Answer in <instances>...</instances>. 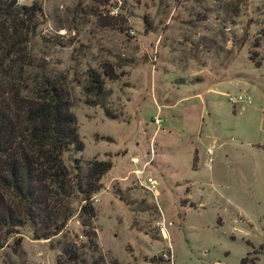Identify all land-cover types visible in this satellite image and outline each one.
Wrapping results in <instances>:
<instances>
[{
    "label": "rangeland",
    "instance_id": "rangeland-1",
    "mask_svg": "<svg viewBox=\"0 0 264 264\" xmlns=\"http://www.w3.org/2000/svg\"><path fill=\"white\" fill-rule=\"evenodd\" d=\"M33 1L28 51L65 76L82 143L61 159L82 176L111 165L90 197L95 252L75 199L60 233L18 228L0 264H56L66 243L69 264H264V0ZM91 69L105 113L83 89Z\"/></svg>",
    "mask_w": 264,
    "mask_h": 264
},
{
    "label": "trees",
    "instance_id": "trees-1",
    "mask_svg": "<svg viewBox=\"0 0 264 264\" xmlns=\"http://www.w3.org/2000/svg\"><path fill=\"white\" fill-rule=\"evenodd\" d=\"M39 12L33 0L29 4L0 0V247L24 225L30 227L32 239L60 233L75 211L71 203L76 199L85 247L95 252L90 197L100 189L99 179L111 164L91 160L82 176L77 158L68 167L61 159L63 153L80 151L82 143L69 110L65 76L27 48ZM102 72L114 77L109 68ZM83 89L92 98L88 102L105 113L108 91L96 71H87ZM13 242L18 246L17 239ZM73 246L63 244V261L56 258L55 263L76 260ZM237 264L256 262L243 256Z\"/></svg>",
    "mask_w": 264,
    "mask_h": 264
},
{
    "label": "built area",
    "instance_id": "built-area-1",
    "mask_svg": "<svg viewBox=\"0 0 264 264\" xmlns=\"http://www.w3.org/2000/svg\"><path fill=\"white\" fill-rule=\"evenodd\" d=\"M243 97L245 98V102L248 103L249 102L248 98L245 96H243ZM241 99H242L241 95H237L235 98L231 97V96L227 97V100L231 103H235L237 101H240ZM153 121L156 124L158 123L159 119L157 118V116L153 117ZM206 152H209V149H207ZM135 160H136L135 158H132L131 162H135ZM139 184H140V186L144 187L145 189L152 191L156 185V180L152 177H146L144 180L139 181ZM162 236H163V234H162ZM162 256L164 258H166V260H167L168 255L163 254Z\"/></svg>",
    "mask_w": 264,
    "mask_h": 264
}]
</instances>
